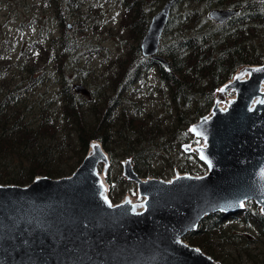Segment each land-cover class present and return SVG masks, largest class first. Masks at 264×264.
Masks as SVG:
<instances>
[{"label": "trees", "instance_id": "trees-1", "mask_svg": "<svg viewBox=\"0 0 264 264\" xmlns=\"http://www.w3.org/2000/svg\"><path fill=\"white\" fill-rule=\"evenodd\" d=\"M165 1L120 0L119 36L125 48L104 68L87 61L100 46L87 36L88 29L98 27L100 8L87 0H40L36 18L45 41L19 47L13 55L7 53L6 22L0 21V183L25 185L36 175H68L95 139L110 156L106 181L113 202L134 193L131 181L113 169L122 159L130 157L140 176L168 178L176 166L193 174L206 171L197 152L183 146L199 140L188 127L208 112L216 89L236 69L264 61V0H175L173 6L182 8L170 11L159 44L169 70L142 55L139 46L152 13ZM211 7H237L238 12L217 22L208 15ZM89 46L95 50L88 52ZM150 62L156 63L160 84L157 99L145 93L156 103L148 109L134 92ZM71 64L89 72V95L73 88ZM183 239L224 264H239L227 250L258 241L264 246V213L247 200L238 212L203 216ZM250 262L264 263V250Z\"/></svg>", "mask_w": 264, "mask_h": 264}, {"label": "water", "instance_id": "water-1", "mask_svg": "<svg viewBox=\"0 0 264 264\" xmlns=\"http://www.w3.org/2000/svg\"><path fill=\"white\" fill-rule=\"evenodd\" d=\"M174 2L166 0L152 13L139 42L142 55L167 70L159 44ZM237 12L211 7L208 15L224 22ZM246 68L245 78L224 83L235 91L226 107L213 103L210 114L189 127L204 139L196 145L204 173L142 177L130 159L123 161V173L145 197L142 210L110 199L97 171L98 162L108 159L99 140L68 175L0 183V264H224L183 235L208 213H235L247 200L264 213V102L251 107L264 92V61ZM73 88L90 94L82 82Z\"/></svg>", "mask_w": 264, "mask_h": 264}, {"label": "rangeland", "instance_id": "rangeland-1", "mask_svg": "<svg viewBox=\"0 0 264 264\" xmlns=\"http://www.w3.org/2000/svg\"><path fill=\"white\" fill-rule=\"evenodd\" d=\"M26 1L27 4H24ZM90 5H96L100 8V12L95 16L98 19V27L95 30L91 28L87 30V36L92 42H97L100 44L99 49H97V53L94 54L91 60L93 61L92 64L98 68H104L110 60L118 55L122 54L124 51V43L123 40L119 36V19L122 12V6L120 5V0H87ZM40 0H21V4L17 2V0H0V21L4 20L6 24L4 28L7 29V35L10 36L11 41L9 42V49L7 53L9 55L16 54L19 50V47L22 46H30L34 47L33 42L42 40L45 41L44 35L39 32V26L37 22L36 16L39 15L38 5ZM182 8L181 3L175 4L171 11L172 12H179ZM45 16V14H44ZM48 24L49 26H53V19L48 17ZM69 25L71 27V22L69 21ZM55 32H58L59 29L56 27L54 29ZM34 37H37L34 39ZM31 41H29V40ZM162 39V37H161ZM28 40V41H26ZM81 41H83L81 39ZM161 41V40H160ZM88 47V45H86ZM90 47V46H89ZM95 49H91V47L87 50L88 52H93ZM87 51L85 53H87ZM82 55V54H80ZM85 55V54H84ZM80 62L83 63L84 59H80ZM71 63V61H70ZM73 69H75V74L73 76V82H82L90 91L92 88L87 84V80L89 77V72L84 70L85 68H80V66L76 64H71ZM246 65L239 67L234 72L233 76L228 79L225 83H228L233 77L235 78H245L247 74L246 72ZM147 75L143 79V81L136 82L135 88L137 91L134 92V96L137 100L143 101L144 107L151 108L154 103L149 99H146L145 93L152 92L153 99H157L158 93L155 90L157 86L160 84V80L157 76V68L156 63L150 62L146 64L145 68ZM53 78H47V81L53 85L54 82L52 81ZM235 91L232 87H227L224 83L220 85L215 92V96L213 98V102L217 104H221L222 107H225L229 101L234 97ZM146 101H145V100ZM149 100V101H148ZM213 104V103H212ZM211 112V107L206 114L203 116H208ZM189 129V127H188ZM204 142V139L199 138L198 143H183L185 150L194 149L196 151V145ZM189 146L190 148L186 149ZM104 148V147H103ZM105 150V149H104ZM88 152V150H87ZM108 155L107 160H101L98 162V173L102 174L106 180L107 172L109 171L110 167L112 166L110 156L108 152L105 150ZM197 152V151H196ZM128 159L131 158L128 157ZM123 161L122 159L119 165H114L113 169H118L119 172L126 178H128L123 173ZM132 163V162H131ZM116 167V168H115ZM182 173H189V172H182L178 166L172 169V172L168 178L164 179H171ZM193 174V173H190ZM151 176V175H147ZM146 177V176H142ZM158 177V176H156ZM131 181L130 187L134 189V193L126 192L118 202L124 201L126 198H130L134 203L135 207L140 209L143 205H145L143 195H140L137 192V185L136 182L132 179L128 178ZM113 202V201H112ZM143 202V203H142ZM117 203V202H113ZM132 208V204H131ZM137 211V210H136ZM264 250V246L262 245L261 241L259 242H252L247 247L242 248H229L227 251L229 252L231 257H238L240 258L241 262L239 264H251L250 260L253 257H258Z\"/></svg>", "mask_w": 264, "mask_h": 264}, {"label": "bare ground", "instance_id": "bare-ground-1", "mask_svg": "<svg viewBox=\"0 0 264 264\" xmlns=\"http://www.w3.org/2000/svg\"><path fill=\"white\" fill-rule=\"evenodd\" d=\"M248 73H249V70H247L246 69V72H245V74H247L248 75ZM261 90L262 91H264V81H262L261 82ZM259 102H264V92L262 93V94H258L254 99H253V101H252V103H251V107H253L256 103H259ZM220 106H221V104H219ZM222 107V106H221ZM226 107V106H225ZM225 107H222V108H225ZM98 143V140H92L91 142H90V146H89V149H88V152L89 153H91L92 151H93V149H94V145H96ZM99 175H100V177L103 179V175L102 174H100L99 173ZM104 185H105V183H104ZM105 187H106V185H105ZM103 195H106V188H104V190H103ZM126 201H129L130 202V204H132V210L133 211H139V210H142L143 208H144V205L142 206V207H140V209H138V208H136L135 207V203L130 199V198H126L125 199ZM143 203V202H142Z\"/></svg>", "mask_w": 264, "mask_h": 264}, {"label": "snow or ice", "instance_id": "snow-or-ice-1", "mask_svg": "<svg viewBox=\"0 0 264 264\" xmlns=\"http://www.w3.org/2000/svg\"><path fill=\"white\" fill-rule=\"evenodd\" d=\"M242 206V205H241Z\"/></svg>", "mask_w": 264, "mask_h": 264}]
</instances>
